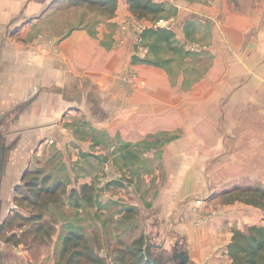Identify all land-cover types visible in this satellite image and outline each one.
<instances>
[{
    "label": "crops",
    "instance_id": "obj_1",
    "mask_svg": "<svg viewBox=\"0 0 264 264\" xmlns=\"http://www.w3.org/2000/svg\"><path fill=\"white\" fill-rule=\"evenodd\" d=\"M117 1L110 18L88 26L65 19L70 0H0V117L16 142L14 167L24 164L22 179L49 149L46 158L57 157L48 173L62 169L67 189L95 187L101 206L80 210L86 233L105 239L121 205H131L143 233L161 245L152 256L172 254L176 245L189 264H229L233 230L263 216L253 205L225 201L241 185L223 186L264 177V0H153L172 7L170 29L189 55L212 57L206 68L180 60L176 72L132 61L150 54L149 40H138L127 0ZM206 32L211 40L199 42ZM196 42L200 51H191L187 43ZM94 162L103 166L93 170ZM107 162L128 177L168 178L157 188L146 180L139 201L110 196L111 205L102 190L123 189L116 179L98 190ZM212 190L219 194L209 198ZM209 202L217 208L210 215Z\"/></svg>",
    "mask_w": 264,
    "mask_h": 264
},
{
    "label": "trees",
    "instance_id": "obj_2",
    "mask_svg": "<svg viewBox=\"0 0 264 264\" xmlns=\"http://www.w3.org/2000/svg\"><path fill=\"white\" fill-rule=\"evenodd\" d=\"M117 3V0H70L73 7L91 6L99 15L96 23L110 18ZM127 3L132 14L139 19L153 17L158 20L173 12L170 5L153 0H127ZM139 38L142 41L149 40L147 45L150 54L142 59L133 57V62L165 67L172 62L170 57L155 60L150 56L163 51L181 57L190 53L179 45L169 28H145ZM41 169H27L21 185L17 187L19 203L29 208L26 214L16 212L14 215L25 225L21 237L31 235L32 243H49L54 233H57L52 250L55 264H149L144 255L146 234L142 231L135 206L121 205L118 209L123 214L112 227L114 236L110 237L111 228L105 230V239L98 237L95 232L90 235L81 223L80 210L101 206L94 185L82 184L79 189H67L65 177H53ZM116 184L117 181L110 180L107 186ZM235 200L260 208L263 216L261 224L233 230L225 247L229 264H264V186L246 184L237 187L225 198L226 202ZM108 202L117 205L116 201ZM16 237L13 233L6 238V242L18 244Z\"/></svg>",
    "mask_w": 264,
    "mask_h": 264
},
{
    "label": "rangeland",
    "instance_id": "obj_3",
    "mask_svg": "<svg viewBox=\"0 0 264 264\" xmlns=\"http://www.w3.org/2000/svg\"><path fill=\"white\" fill-rule=\"evenodd\" d=\"M165 18H169L170 16H164ZM65 19H73L77 25H83L84 23L88 24H92L95 25L96 21L99 19V15L98 13L91 7V6H72L70 9L67 10L66 15H65ZM133 19L136 20V22H138L140 25H142L141 27H147L148 25H150L151 23H153L155 20V18L151 17V18H137L135 16H133ZM174 24V23H173ZM89 26V25H88ZM173 26V25H172ZM174 27V26H173ZM171 27V28H173ZM148 28V27H147ZM174 29V28H173ZM187 38V37H186ZM193 39V38H192ZM190 39V40H192ZM208 40H211V37L209 36V33H205L203 36H200L199 42L201 43H207ZM200 43L196 42L193 44H188L187 46H189L188 48L191 50H194L197 52V49H199ZM191 50V51H192ZM200 51V49L198 50ZM197 54V53H194ZM206 54V53H205ZM159 57L161 59L170 57L171 61L170 64L168 66H171V70H173V72H176L178 69L181 68V65L179 64V62L181 63L180 60H182L183 64L185 65L184 67H191V66H197L200 62V66H202L203 68L208 67L209 63L212 60V57L210 55H201L200 58H196L193 57L191 55H184V56H177L174 53L168 52V51H163L162 53H157V55H153L150 56L151 59H155V60H159ZM203 57V58H202ZM159 67L158 65H154ZM166 135L168 134V132H159V134L156 135ZM153 137H155L154 135H149V139H152ZM53 148V146L51 147ZM49 149H44V154L41 156V160L33 163V165L31 164V168H34L35 166L42 168L41 170L43 172L48 173L49 170H51V165L53 164V159L55 157H57L56 155L53 156V158H46V155ZM51 157V156H50ZM95 157V156H94ZM100 161V160H99ZM159 160L156 161H152V162H148V166L151 168L152 166H155ZM26 162V161H25ZM101 162V161H100ZM109 163V164H108ZM169 165L171 167H173L172 162L169 161ZM110 162L105 163L104 165V174L103 177L101 179V181H97V183L100 185V187L98 188V190H102V188L104 186H106V183L110 180H120L121 182H118L120 186V188H122L123 190L119 191V190H113L112 188H106L107 190H102V193L105 192L107 194H102L103 196V200L102 201H109V197H114V198H118V200H123L125 202H133V201H139V196H145L141 193L145 188V181L147 180V182H151V184L153 186H157V185H162L166 179L168 178L167 176L164 175H160V176H153L152 178L150 177V175L148 176H136V178L133 177H128L126 175V171H121L120 173L117 170H113L112 166L110 165ZM5 168H4V174H2L1 180L2 183H0V195H1V199H0V254L2 256L3 259V264H49L50 262L52 263V260L54 262V257H53V246L55 243V240L57 238V233L53 235L52 239L49 241V243H32V236L31 235H27L25 237H21L22 235V230L24 229L25 225L21 224V222H19L17 219L14 218V215L16 212H20L23 214L27 213V210H29L28 207H26L25 205L22 206L19 203V197H17V187L21 185V176H22V168L24 167L23 165H17L18 168L16 169L15 167V162L14 160H12L11 156H7V160L5 163ZM15 166V167H14ZM101 166V163H95L92 166V169H99ZM62 167V166H61ZM21 169V170H20ZM169 170V169H168ZM63 170L59 169L57 170L54 174L52 173L51 175L54 177L55 175H58L60 177L64 178L63 175ZM126 175V176H125ZM196 179H205L207 177H201V176H196ZM151 179V180H150ZM209 179H213L212 177L208 176V180ZM214 179H216V181H220L219 179H221L220 177H215ZM136 180V181H134ZM155 180H158V182L156 183ZM207 180V183L209 186L212 187L211 183H209ZM238 181H240L238 184ZM199 184L201 185H205V183L203 182H199ZM224 183L225 185L224 190L229 189V187H232L233 185H241L244 186L245 184H250V185H255V184H259L261 186H264V177L263 180H256L254 177H242L241 180H239L238 178L233 180V184L232 183ZM214 186V185H213ZM217 185H215L216 187ZM226 187H228L227 189H225ZM134 188H138L140 189L139 195L133 193V190H135ZM153 188V187H152ZM157 188V187H156ZM218 188L217 190L219 191V193H221V188L222 186H218L216 187ZM105 189V187H104ZM214 189V188H213ZM152 190V189H150ZM101 192V191H100ZM209 193V195H211L209 198H213L216 195H218L219 193H216V191H209L207 192ZM212 193V194H211ZM194 199V197H192ZM200 200V199H199ZM213 202H209L207 203V205L205 206V209H207L206 211H208L207 213L210 215V213H213L214 211L217 210L216 203L212 204ZM210 204H212L210 206ZM113 208H111L110 210H112ZM205 210H200L199 212H197V217L198 219H204V216L206 213ZM197 219V220H198ZM5 222V224H4ZM93 231H94V227ZM15 233L16 234V238L19 241L18 244H15L13 242H6V238L8 236H10L11 234ZM31 244V246H29ZM108 244L111 245V243ZM42 258V260H41ZM55 264V262H54Z\"/></svg>",
    "mask_w": 264,
    "mask_h": 264
},
{
    "label": "flooded vegetation",
    "instance_id": "obj_4",
    "mask_svg": "<svg viewBox=\"0 0 264 264\" xmlns=\"http://www.w3.org/2000/svg\"><path fill=\"white\" fill-rule=\"evenodd\" d=\"M6 117H0V163L3 164V166L6 163L7 160V156L12 155L11 152L12 150L15 149V139H10L8 138V136L12 133V131L10 132L8 130V123L5 120ZM5 166L3 167L4 170ZM1 174H4V171H1ZM2 177V175H1ZM2 183V180H1ZM161 249V248H160ZM164 252V251H163ZM166 252V251H165ZM177 252V251H176ZM175 252V253H176ZM173 255H174V250L172 254H166L164 255V253H159L156 256H152L156 259H159L161 262H163L164 264H174V259H173Z\"/></svg>",
    "mask_w": 264,
    "mask_h": 264
},
{
    "label": "water",
    "instance_id": "obj_5",
    "mask_svg": "<svg viewBox=\"0 0 264 264\" xmlns=\"http://www.w3.org/2000/svg\"><path fill=\"white\" fill-rule=\"evenodd\" d=\"M3 167H4L3 164L0 163V183H1V175H2L1 171H4ZM0 199H1V195H0ZM152 247L159 248L161 247V245L152 243L149 236L146 235V245L144 247V255L146 261L149 262V264H164L159 259L152 257V255L150 254V250ZM176 248L177 246L175 245L174 250H176ZM173 259H174V264H189V255L185 250L177 251L176 253H174ZM0 264H3V259L1 254H0Z\"/></svg>",
    "mask_w": 264,
    "mask_h": 264
},
{
    "label": "built area",
    "instance_id": "obj_6",
    "mask_svg": "<svg viewBox=\"0 0 264 264\" xmlns=\"http://www.w3.org/2000/svg\"><path fill=\"white\" fill-rule=\"evenodd\" d=\"M133 28L138 32V35H140V33H142V31L145 29V28H149V27H152V28H171L172 24H173V17H169V18H159L158 20L154 21L153 23H151L150 25H148L147 27L143 26L141 27L142 25H140L138 22H136L135 19H132L130 22H129ZM138 40H140L139 36H138Z\"/></svg>",
    "mask_w": 264,
    "mask_h": 264
}]
</instances>
